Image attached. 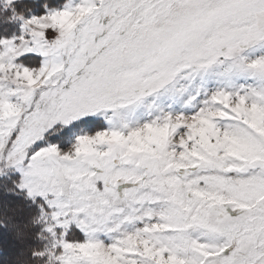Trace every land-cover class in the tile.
<instances>
[{"label": "snow or ice", "instance_id": "snow-or-ice-1", "mask_svg": "<svg viewBox=\"0 0 264 264\" xmlns=\"http://www.w3.org/2000/svg\"><path fill=\"white\" fill-rule=\"evenodd\" d=\"M0 264H264V0H0Z\"/></svg>", "mask_w": 264, "mask_h": 264}]
</instances>
